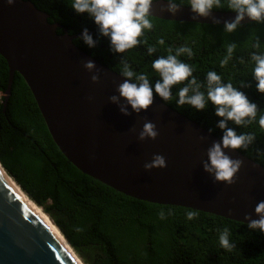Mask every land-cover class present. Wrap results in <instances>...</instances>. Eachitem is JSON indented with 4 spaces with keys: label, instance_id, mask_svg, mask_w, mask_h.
Instances as JSON below:
<instances>
[{
    "label": "water",
    "instance_id": "water-1",
    "mask_svg": "<svg viewBox=\"0 0 264 264\" xmlns=\"http://www.w3.org/2000/svg\"><path fill=\"white\" fill-rule=\"evenodd\" d=\"M180 6L171 15L161 11L167 7L166 0H156L151 16L224 26L236 15L213 10L208 18L194 19L190 7ZM248 23L245 18L240 25ZM57 29L63 33L58 34ZM81 34L70 35L60 24L49 23L48 14L29 0H14L11 6L0 0V55L9 74L4 107L17 72L53 142L80 172L148 203L188 208L245 224V216L257 219L254 209L264 201V167L239 151L227 152L241 160L242 166L232 185L214 183L201 165L207 149L220 139L157 98L139 115H122L109 97L118 95L123 77L73 43ZM89 60L95 64L93 72L83 66ZM97 71L99 81L93 84L90 78ZM146 121L156 125L158 136L141 142L137 137ZM157 154L164 156L167 166L145 171L144 164ZM6 178L17 185L0 164V264H83L64 236L61 234L73 256L31 208L27 200L36 204L19 185L21 194Z\"/></svg>",
    "mask_w": 264,
    "mask_h": 264
},
{
    "label": "trees",
    "instance_id": "trees-1",
    "mask_svg": "<svg viewBox=\"0 0 264 264\" xmlns=\"http://www.w3.org/2000/svg\"><path fill=\"white\" fill-rule=\"evenodd\" d=\"M29 1L48 14L49 23L60 24L70 35L86 28L98 40L96 47L88 48L79 37L73 43L120 75V61L124 59L134 72L147 74L154 83L158 76L151 68L152 62L175 54L179 47H188L192 57L184 54L178 59L192 67L198 83L206 84L207 72L215 71L224 83L231 82L264 113V94L256 91L251 76V55L264 53V24L251 22L226 33L221 25L151 17L153 28L140 38L142 42L123 54H114L108 39L97 36L93 21L71 9V0ZM176 3L189 6V0ZM213 10L230 12L226 6ZM57 33L62 34V29ZM256 42L259 48L254 47ZM228 44L236 48L228 64L221 67ZM150 47L156 49L152 54L148 53ZM8 77L7 62L0 55V164L59 229L83 264H264V236L250 231L247 224L201 211L188 220L186 213L192 209L137 200L80 172L53 142L29 88L17 72L4 107ZM241 83L245 86L240 87ZM183 86L172 89L173 97ZM164 104L207 131L213 129L211 134L221 139L223 132L216 128L218 118L211 105L197 112L188 105L177 106L175 98ZM258 119L259 114L257 122L247 127H236L231 122L228 127L237 134L255 135L248 149L239 152L264 167V129L259 127ZM225 227L236 245L232 251L219 244V230Z\"/></svg>",
    "mask_w": 264,
    "mask_h": 264
},
{
    "label": "clouds",
    "instance_id": "clouds-1",
    "mask_svg": "<svg viewBox=\"0 0 264 264\" xmlns=\"http://www.w3.org/2000/svg\"><path fill=\"white\" fill-rule=\"evenodd\" d=\"M6 2L11 6L14 0H6ZM154 2L156 0H71L70 7L76 15L86 14L93 21L97 28V36L108 39L112 53L123 54L138 46L145 32L152 30L151 9ZM166 3L167 7L162 8V12L166 11L174 15L181 8L176 0H166ZM225 6L236 14L233 20L225 21L226 33L234 32L245 18L252 23L264 24V0H223V2L222 0H189L188 7L195 19L208 18L213 9H222ZM78 39L88 48H94L98 43L86 28ZM159 43L163 44V40ZM254 47L259 48V42H256ZM235 48V44H228L227 55L220 62L221 67L228 64ZM155 51L156 49L152 47L148 49L149 54ZM168 52L172 53L173 49L169 48ZM184 54L191 58L193 52L190 48L182 46L175 50V54L155 59L151 68L158 79L154 83L147 74L134 72L122 59L120 64L123 82L116 89L118 95L109 97V101L119 105V111L124 116L132 113L139 115L147 111L153 105L154 98H159L163 103L175 98L177 106L188 105L197 112L204 111L211 105L215 109L214 115L218 118L216 128L220 129L223 135L219 142H213L207 149V159L201 166L203 171L213 178L214 183L230 186L235 181L242 161L231 158L227 152L247 150L256 137L252 133L237 134L234 128L228 127V124L231 122L236 127H247L257 122L259 114L258 125L264 129V113L259 111L257 105L249 101L244 92L238 90L231 82L224 83L215 71L207 72L206 84L198 83L193 76L192 67L178 59ZM251 61L253 63L251 76L256 83V91L264 94V53L254 52ZM83 66L88 72H93L95 69V64L91 60L86 61ZM90 79L93 84L97 83L98 71ZM181 84L184 86L180 87L173 97L172 89ZM244 86L241 83L240 87ZM202 88L205 90L202 91ZM120 101L124 103L120 104ZM208 131L211 134L213 129ZM157 136L156 125L146 121L137 139L142 142L145 139L155 140ZM166 166L164 156L157 154L152 156L150 162L144 164V170L164 169ZM254 213L257 219L248 216L244 218L248 221L247 228L250 231H259L261 236H264V201L256 205ZM197 215L196 210H189L186 213L188 220L196 218ZM159 216L163 219L164 212L161 211ZM219 231L220 246L232 251L236 245L229 239V229L225 227Z\"/></svg>",
    "mask_w": 264,
    "mask_h": 264
},
{
    "label": "bare ground",
    "instance_id": "bare-ground-1",
    "mask_svg": "<svg viewBox=\"0 0 264 264\" xmlns=\"http://www.w3.org/2000/svg\"><path fill=\"white\" fill-rule=\"evenodd\" d=\"M7 181L10 183V185H12V187L15 188L16 191H18V193H20V189L17 187V185L9 178H6ZM21 194V193H20ZM24 199L27 200V198H25L24 196ZM28 201V204L31 206V208L36 211L43 219V221L45 222V224L48 226V228L53 232V234L58 238L60 239V241L63 243V245L66 247V249L69 251V253L71 254V251L69 250V248L67 247V244L66 242L64 241V239L62 238L61 236V233H59V231L54 227V225L44 216L42 215V212L40 210V208H38L37 206H35L32 202H29ZM73 253V252H72ZM73 256V254H71ZM75 255V254H74Z\"/></svg>",
    "mask_w": 264,
    "mask_h": 264
}]
</instances>
